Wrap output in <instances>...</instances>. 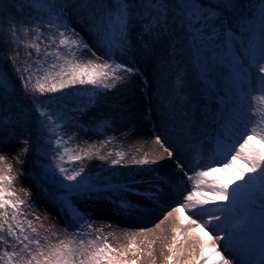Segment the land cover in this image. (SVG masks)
Returning <instances> with one entry per match:
<instances>
[{
  "label": "snow or ice",
  "instance_id": "6c2138e0",
  "mask_svg": "<svg viewBox=\"0 0 264 264\" xmlns=\"http://www.w3.org/2000/svg\"><path fill=\"white\" fill-rule=\"evenodd\" d=\"M12 7L14 10L15 5ZM28 7L48 13L47 32L40 24L25 28L26 36L33 34L27 42L18 41L14 23H10L9 32L13 42L22 43L25 49L26 59L17 69L25 93L45 97L33 101L42 117L39 120L41 135L45 136V144L51 146L53 153L48 165L41 166L42 174L55 175L58 171L62 177L61 187L69 192L106 193L108 195L102 199L112 204H117L118 200L122 211L134 206L122 197L113 198V194L132 189L94 187L78 180L85 171L82 165L71 170L64 165L80 163L85 157L111 159L112 165H121L126 153L117 151L116 158H112L111 151L101 154L99 150L94 152L93 146L87 150L79 145L69 147L73 136L65 139L67 116L57 106L56 94L76 85L115 89L121 82H127V77L140 73L134 64L117 62V53L131 55L139 46L145 57H151L163 48L169 57L175 58L178 38L190 45L210 98L215 95L210 62L231 69L235 97L224 101L226 111L217 115L205 109V118L219 123L221 128L213 137L215 152L208 156L205 164L189 175L186 165L179 158L173 159L178 157V151L174 153L159 135L154 143L163 152L152 159L147 154L140 159L133 156L131 163L144 166L172 160L175 168L192 181L183 201L155 225L159 228L170 217L179 221L172 228L174 235L165 257L167 264H264V149L254 143L257 139L264 141V0H259L258 7L251 0H212L210 3L204 0H29ZM3 8L4 0H0V11ZM253 8L258 17L255 20L249 18ZM74 24L104 50L107 59L97 55ZM84 51L97 59L85 60ZM13 63H17L15 57ZM254 74L258 83L256 89L252 86ZM254 91L259 95L253 96ZM0 92L9 98L13 95L3 73H0ZM246 99L250 102L245 109ZM252 100L259 104L251 103ZM241 114L247 118L243 130L237 125ZM8 123H12L10 115L6 116L0 105V129ZM185 127L191 134L196 124L187 120ZM109 142L102 141L101 146ZM24 143L27 145L28 141ZM22 152L27 153L28 148H23ZM5 159L0 155V163ZM196 163L200 165L199 152ZM233 169L239 170V177L233 175ZM219 171L229 174L231 185L216 177ZM11 172V165L0 167V264H138L144 257V244L148 245L147 257L155 264V241L145 238L138 242L139 236L154 229L125 232L129 242L119 247L108 242V237L115 236L114 231L95 237L90 233L65 231L64 238L53 242L50 237L61 234L51 229L42 231L43 225L38 228L28 218L26 208L34 204L18 195L14 187L16 177ZM21 191L30 197L28 190ZM157 193L150 195L155 199ZM60 199L68 203L64 197ZM73 212L79 220H84L83 213L76 209ZM201 228L207 236L200 234ZM94 231L99 233L103 229Z\"/></svg>",
  "mask_w": 264,
  "mask_h": 264
},
{
  "label": "rangeland",
  "instance_id": "374dc122",
  "mask_svg": "<svg viewBox=\"0 0 264 264\" xmlns=\"http://www.w3.org/2000/svg\"><path fill=\"white\" fill-rule=\"evenodd\" d=\"M73 26L80 31L81 36L98 56L107 59L103 55L104 50L98 48L90 36L81 31L77 24ZM176 43L175 58L169 57L163 48L158 49L157 54L151 57H145L139 46L131 55L117 53L116 61L134 64L140 70L139 75L127 77V82H121L115 89H100L94 92L96 101L88 109H80L70 101L61 99L58 101L59 107L67 103L74 108L71 118L64 122L65 139L68 135L73 136L68 142L69 147L79 145L87 150L89 146H93V151L99 150L101 154L111 151L112 158H116L117 151L126 153L121 165H112L111 159L85 157L80 163H68L67 167L82 165L89 174L98 176V183L94 187L132 189L130 192L113 194V198L122 197L130 201L134 206L130 210L122 211L118 207V200L117 204H112L107 199H102V196L108 195L106 193L88 192L73 198L67 209L62 202L50 200L29 173L28 152H22V149L27 147L24 141L28 140L29 131L11 123L5 124L0 129V154L6 157L5 161L0 163V167L11 165V175L17 173L20 180L25 182L24 188L29 191L31 198L16 187V178L14 187L18 195L33 202L45 217L37 220L36 216L39 214H31L28 208L26 214L34 221L36 227L40 228L43 225L42 231L44 229L59 231L57 233L61 235L50 237L53 242L64 238L63 234L68 228L82 234L90 233L93 236H105L108 232L114 231L115 236L108 237V242L114 247H119L129 242L124 235L125 232L132 233L142 228L152 229L162 216L165 207L172 209L183 201L184 196L191 189L192 181L175 168L172 160L164 159L158 164L144 166L131 163L133 156L140 159L147 154L149 159H152L163 152V149L154 143L157 135L174 153L178 151V157L174 156L173 159L179 158L186 165L185 170L189 175L197 167L205 164L208 156L214 154L213 137L221 131V128L219 123H213L205 118V109L209 113L215 112L219 115L226 111L225 104H220L216 94L210 98L209 89L201 79L200 68L186 40L178 38ZM82 57L97 59L88 51H84ZM213 68L220 80L226 78L228 82H233L232 71L228 66L213 64ZM252 86L253 89L258 88L255 74ZM222 87V94L228 99L229 90L223 85ZM257 95L259 93L254 91L253 96ZM249 102L248 99L244 101L245 109ZM251 103L259 104L255 100ZM187 120H192L196 124V129L191 134L185 127ZM104 121H108L109 125L101 131V124ZM246 122L247 118L241 114L237 121L240 130H243V124ZM107 140L111 142L101 146V142ZM254 143L264 149V141L257 139ZM197 152L200 155V165L196 163ZM101 169L106 171L98 175ZM233 175L239 177V170L233 169ZM216 177L225 184H232L229 174L225 171L217 172ZM153 193H157L155 199L150 195ZM73 209L83 213L84 220H79ZM97 228H102L103 232H95ZM199 232L207 236L203 228L199 229ZM173 235L172 229L161 236L147 232L144 236L138 237V242L144 241L145 238L154 240L155 264H167L165 257L169 254L168 245L172 243ZM143 247L144 257L138 261V264H151L146 254L148 245L144 244ZM225 255L228 253L225 252Z\"/></svg>",
  "mask_w": 264,
  "mask_h": 264
},
{
  "label": "trees",
  "instance_id": "16d2710c",
  "mask_svg": "<svg viewBox=\"0 0 264 264\" xmlns=\"http://www.w3.org/2000/svg\"><path fill=\"white\" fill-rule=\"evenodd\" d=\"M204 2L210 3L212 0H204ZM28 3L29 0H4L3 11H0V73H3L7 78V84L10 90L13 92L11 98H9L6 93L0 92V97H2V99H0V105L3 106L4 114L6 116L10 115L12 120L11 124L25 128L30 133L27 140L30 175L33 176L40 189L44 191L51 200L58 201L61 200V197H64L67 199V204L69 205L73 197H77L81 194L75 191L69 192L62 188L60 185V180H62V177L58 171L55 173V175H53L51 172H48L46 175L42 174L41 166L48 165V163L51 161L53 153L51 152V146L45 144V136L41 135L39 120L42 119V117H40L39 113L35 110L33 101L44 100L45 97L39 96V94L33 95L30 93H25L22 87V81L17 71V69L23 66L24 60L26 59L24 55L25 49L22 43H19L18 45V43L13 42L9 32L10 23H14L18 29V41L24 42H27V40L33 35L32 33H29L26 36L24 34V29L32 28L34 24L42 25L44 31L47 32L46 24L48 13L43 10L29 8ZM251 3L257 5L258 7L259 0H251ZM13 5H15L14 10L12 7ZM249 18L254 20L258 19L255 8L251 9ZM13 57H15L17 60L16 64L13 63ZM210 73L212 88L216 93L219 94L221 103L223 104L225 101V98L221 94L222 85H225V87L229 89L231 101L235 97L234 84L228 82L226 78H223L221 82L219 77L216 75L211 62ZM24 75H27V73ZM99 90L100 89H96L92 85H76L72 88L64 90L63 93H57L56 96L59 98L58 101L60 99L70 101L80 109H88L96 101L93 93ZM59 108L61 111L66 113V121L69 120L74 108L67 103L63 104L62 107ZM108 125L109 122L104 121L103 124H101V131H104ZM65 165H67V163H65ZM79 167L80 166H71L68 168L71 170L73 168ZM105 171L106 170L101 169L100 173H104ZM80 179L92 186H95L98 183V176L95 177L90 175L86 169L82 174V177L78 178V180ZM65 183L76 182L65 181ZM241 211H243V208H241ZM73 232L77 231L69 228V233Z\"/></svg>",
  "mask_w": 264,
  "mask_h": 264
},
{
  "label": "bare ground",
  "instance_id": "6f19581e",
  "mask_svg": "<svg viewBox=\"0 0 264 264\" xmlns=\"http://www.w3.org/2000/svg\"><path fill=\"white\" fill-rule=\"evenodd\" d=\"M1 155V154H0ZM13 176L14 177H16L17 178V186L16 187H18L19 189H20V192L21 193H24V192H22L21 191V189H25L24 188V184H25V182H22L21 180H20V176L17 174V173H14L13 174ZM29 192V191H28ZM25 194V193H24ZM29 198H31V197H29ZM29 209V212H31V214H39L38 216L40 217V219H38V220H42L44 217H45V215H43V213H42V211H41V209H39L37 206L35 207V206H33V207H31V208H28ZM171 209H169L168 207H165L164 208V210L162 211V216L159 218V220H158V222L157 223H159L162 219H163V217H164V215L168 212V211H170ZM37 217V216H36ZM42 218V219H41ZM50 220H52V219H49V221ZM179 221L178 220H176L175 219V217H170L168 220H165L161 225H160V227L159 228H155V226L152 228V229H154V231H151L154 235H157V236H161V235H164V234H166L168 231H170L172 228H173V226L175 225V224H177Z\"/></svg>",
  "mask_w": 264,
  "mask_h": 264
}]
</instances>
